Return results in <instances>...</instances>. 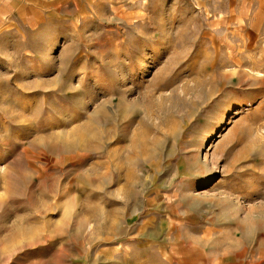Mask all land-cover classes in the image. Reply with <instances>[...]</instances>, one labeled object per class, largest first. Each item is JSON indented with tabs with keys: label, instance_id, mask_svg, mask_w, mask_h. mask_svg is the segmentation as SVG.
<instances>
[{
	"label": "rangeland",
	"instance_id": "obj_1",
	"mask_svg": "<svg viewBox=\"0 0 264 264\" xmlns=\"http://www.w3.org/2000/svg\"><path fill=\"white\" fill-rule=\"evenodd\" d=\"M0 264H264V0H0Z\"/></svg>",
	"mask_w": 264,
	"mask_h": 264
},
{
	"label": "bare ground",
	"instance_id": "obj_2",
	"mask_svg": "<svg viewBox=\"0 0 264 264\" xmlns=\"http://www.w3.org/2000/svg\"><path fill=\"white\" fill-rule=\"evenodd\" d=\"M174 106V105H173ZM145 117V116H144ZM136 126V127H135ZM134 127V129H133V135H132V138H130L131 139V142H132V144H130V146L132 145H135L136 144V141H142V139L144 138H140L141 137V135H143V132H144V130H148V127L145 125V122H144V120H143V116H141V117H139V119L137 120V123H136V125H135ZM144 128H146V129H144ZM145 133H146V131H145ZM144 133V134H145ZM148 133V132H147ZM139 138H140V140H139ZM200 138H202V137H200ZM203 139V138H202ZM144 140V139H143ZM191 141V140H190ZM198 141V140H197ZM196 141V142H197ZM143 142V141H142ZM199 143H200V141H199ZM138 144H139V142H138ZM140 145V144H139ZM191 145H192V143H191ZM195 145V144H194ZM141 147H143V145L141 146ZM140 147V148H141ZM130 148V147H129ZM133 148V147H132ZM138 148V147H137ZM139 149V148H138ZM196 149H198V148H196ZM137 150V149H136ZM132 151H134V149H132ZM135 152V151H134ZM137 152V151H136ZM190 152V151H189ZM196 152V151H195ZM195 155V154H194ZM193 155V156H194ZM192 156V155H191ZM214 157H215V155H214ZM214 157H213V160H214ZM213 164V163H212ZM204 165V166H203ZM207 165V164H206ZM185 170L186 171H188V172H190V171H192V170H194L195 172H197V173H199L200 175L201 174H203L204 172H205V164L204 163H199V162H195L194 160L193 161H186V164H185ZM233 193V192H232ZM234 194V193H233ZM234 196V195H233ZM179 198V197H178ZM234 198V197H233ZM237 198V197H236ZM223 199V198H222ZM229 199V198H228ZM228 199H227V202H228ZM226 200V199H225ZM233 200V199H232ZM173 201V200H172ZM200 201V200H199ZM222 201V200H221ZM216 203H217V201H215ZM214 202V204H216ZM222 203H223V201H222ZM219 204V203H218ZM217 204V205H218ZM170 205V204H169ZM167 206V208L166 209H168V212H172V210L171 209H173L171 206ZM226 205H228L229 206V204H227V203H223V205L222 206H220V207H222V209H225V206ZM226 208H228V210H230V208L229 207H226ZM236 209H238L237 207H236ZM212 210V209H211ZM227 210V212H229ZM234 210H235V207H234ZM239 210V209H238ZM237 210V211H238ZM220 211V210H219ZM224 211V210H223ZM227 212H226V214H227ZM214 213V212H213ZM222 213V212H221ZM168 214V213H167ZM225 214V215H226ZM177 215V214H176ZM218 215V214H217ZM216 215V216H217ZM224 215V216H225ZM228 216H226L225 218H228L229 219V214H227ZM233 215H234V213H233ZM235 215H236V213H235ZM190 217V216H189ZM214 217V216H213ZM237 217V216H236ZM216 219V218H215ZM219 219V218H218ZM224 220V219H223ZM225 220H227V219H225ZM213 222V221H212ZM182 263V262H181Z\"/></svg>",
	"mask_w": 264,
	"mask_h": 264
},
{
	"label": "crops",
	"instance_id": "obj_3",
	"mask_svg": "<svg viewBox=\"0 0 264 264\" xmlns=\"http://www.w3.org/2000/svg\"><path fill=\"white\" fill-rule=\"evenodd\" d=\"M19 0H7V4L11 7L12 3L18 2ZM29 1H36V0H29ZM212 228L211 226L205 225L203 228H201L200 233L198 236H202L204 239V236L206 232H211Z\"/></svg>",
	"mask_w": 264,
	"mask_h": 264
}]
</instances>
